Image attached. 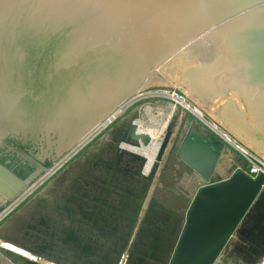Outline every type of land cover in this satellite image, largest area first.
<instances>
[{"label": "water", "instance_id": "obj_1", "mask_svg": "<svg viewBox=\"0 0 264 264\" xmlns=\"http://www.w3.org/2000/svg\"><path fill=\"white\" fill-rule=\"evenodd\" d=\"M151 88L186 98L264 162V0H0V142L29 133L51 150H38L35 158L45 160L36 164L22 146L3 143L0 208ZM140 118V108L133 109L103 139L122 136L120 155L139 166L147 191L173 153L200 178L168 264H236L224 263L225 252L247 215L264 207V174L235 172L210 183L223 145L196 132L191 119L183 133L175 115L149 168L133 136ZM91 242V257H102L108 241ZM3 254L14 255L0 247ZM33 257L10 260L43 264Z\"/></svg>", "mask_w": 264, "mask_h": 264}, {"label": "flooded vegetation", "instance_id": "obj_2", "mask_svg": "<svg viewBox=\"0 0 264 264\" xmlns=\"http://www.w3.org/2000/svg\"><path fill=\"white\" fill-rule=\"evenodd\" d=\"M108 129L88 140L74 154L67 168L44 188H32L24 195L26 199L19 205L27 213L14 224L11 241L33 252L32 256L58 263L75 256L81 258L75 260V264H120L124 258L127 263L144 249L157 255L163 253L162 242L146 247L139 240L135 241L138 238L144 240L139 231L148 221L146 213L148 215L151 210L153 194L147 191L139 166L122 159L120 151L123 148L118 146L122 136L117 137V142L106 144L103 138ZM26 136L23 140L20 133L8 134L0 142V149H4L2 146L7 140L12 141L22 146L36 164L42 163L44 157L35 158V154L39 150L42 156L49 155L51 150L47 149V142L33 141L29 133ZM17 188L13 189L16 191ZM91 227L102 231L101 237L98 233H87ZM103 238L108 241L100 252L103 258L91 257L96 246H89L88 241L97 243ZM260 255H263L262 263L264 207L247 215L226 249L224 263L233 259L236 264L239 261L250 264Z\"/></svg>", "mask_w": 264, "mask_h": 264}, {"label": "rangeland", "instance_id": "obj_3", "mask_svg": "<svg viewBox=\"0 0 264 264\" xmlns=\"http://www.w3.org/2000/svg\"><path fill=\"white\" fill-rule=\"evenodd\" d=\"M161 91L162 92L166 91V92H170V93L174 92L173 90H169V89L151 88V89H147L146 93L147 94L148 93H150V94L161 93ZM174 93L177 94L179 97H182L178 93H176V92H174ZM182 98H184V97H182ZM150 100L152 101V103ZM169 102L170 101H168L166 99L164 101L163 99H159V98H148V99H145V100L139 102L137 105H139V104L140 105L151 104L152 108L166 109L165 107H163V104L169 103ZM189 104L192 108L198 109L191 102H189ZM127 106H128V104H127ZM131 107L132 106L126 107V109L123 112V115L118 119V121L125 118L133 109H135L134 106L132 108ZM135 107H136V105H135ZM198 110L202 111L203 118L208 124L212 125L213 127L216 126L221 133H223V134L225 133V134L229 135L236 147L240 148L241 150L246 152V154L250 155L254 159H256V160L258 159V161H262L255 154H253L250 150H248L244 145H242L239 141H237L234 137H232L228 132H226L223 128H221L218 124H216L212 119H210L202 109H198ZM180 115H181V117H180ZM175 116H176V118L178 116L180 118H190V119L195 120L194 118L190 117L188 114L184 113L183 110H181V109H179L177 111V115H175ZM117 122H115V123H117ZM151 124L153 125V127H150L148 130H145V133H149L151 131H152V133H154V132H156L155 129H162L163 128L161 123H160V125H158L157 123H151ZM101 125H100L101 127L99 126L100 129H102L104 127L105 123H101ZM107 128H105L104 130H107ZM95 130H97V129H95ZM94 132H96V131H94ZM152 133H151V135H152ZM212 135L214 137H216L219 141L223 142V140L219 136H217L216 133H212ZM143 136H145V135L142 134L139 136V138H143ZM137 137L138 136H136V139H138ZM87 139H86V142L88 140L92 139V137H90L88 140ZM223 143H224V146L226 148V151H227L229 157L225 156V158L222 160L223 162L221 163V168H223V169L221 170V172L223 174L225 172V176L227 178H229L235 172L246 173L248 171V168L250 167L249 162L244 157L241 156V154L239 153V150H234L233 148H231V146L229 144H225V142H223ZM79 144L80 143H78L76 146H79ZM82 145H84L83 142L80 144V147H78V150L82 147ZM74 148H72V149H74ZM72 149L71 150L68 149L58 159H56L50 166H48L43 172H41L36 178H34L29 184H27L25 186L24 190L22 191V193L18 194L16 197H14L12 199V201H9V203L7 204L8 207L5 206L4 209L8 208V210H9L12 207H13L12 208L13 210H15L16 208L19 209V207H21L19 205V203H20V201L26 199L23 197H24V195H27L26 194L27 192L29 193L32 188H37V189L38 188H44L47 185V183H50V181H52L53 179H55V177H57L60 173H62L67 168L69 161L74 157V154H76V153H74L72 155V157L69 158L68 161H66L64 164L62 163L63 165L61 164V166H60L59 163L63 160V158L66 155H68L69 152L72 151ZM153 149H154L153 146L152 147H150V146L145 147V149L143 151L144 156L148 157V155L152 153ZM179 162H180V160L176 157V154L173 153L170 156L169 162L166 164L165 169H163V166H162L161 171L159 172V175H158L156 187H154L155 189L153 188V198L151 199L152 207H150L151 210L149 209L150 211L148 212V215L146 213V216L148 217V221L142 225L141 230L139 231V235L143 234L144 240L142 239V241L145 244H147L149 247H152L151 244H148L149 241L153 244L155 242H158V243L162 242V246H163V253L162 254H163V257H165L164 262L162 260L163 264L169 263V261L172 257V254L174 252L177 240L180 237L181 232L183 230L186 211L188 209L189 203H187L181 197H187V198L189 197L190 199H192L195 196L196 191L198 190V189L195 190V186H194V184L199 182L198 175L196 173H194L189 167H187L186 165H183L184 163L181 164ZM225 162L228 164L226 167V170L224 168ZM152 163H155V159H153V162H151V164ZM211 181H212V179H211ZM217 182H219V181H217ZM214 183H216V182H214ZM160 187H164L166 190H164V191L160 190ZM178 195H180V196H178ZM17 199H19V200H17ZM13 203L15 205L11 207V204H13ZM12 211H10V212L6 211V212H8L7 215L3 214V212H2L0 214V216L3 214L0 217V222H2ZM140 239L138 238L135 241H138ZM5 244L10 245V243H6V242H5ZM0 246L6 247L7 249H12V250L14 249V248H10L8 246H3V244L1 242H0ZM14 252L17 255H23L22 253H17V251H14ZM23 257L29 258L30 256L24 255ZM138 258H140V257H138ZM30 259H35V258L30 257ZM125 263H126V258H124L122 260L121 264H125ZM263 263H264V260L261 264H263ZM48 264H50V263H48ZM127 264H132L130 262V259H128Z\"/></svg>", "mask_w": 264, "mask_h": 264}, {"label": "bare ground", "instance_id": "obj_4", "mask_svg": "<svg viewBox=\"0 0 264 264\" xmlns=\"http://www.w3.org/2000/svg\"><path fill=\"white\" fill-rule=\"evenodd\" d=\"M148 98H159V99H163L165 101L168 100L170 101L169 103H164L163 107H165L166 109L163 108H152L151 104H142V105H137L139 102L148 99ZM151 101V100H150ZM146 103V102H145ZM152 103V101H151ZM136 105V107H135ZM130 106H134V108H140V113H141V118L140 120L137 122V124L134 127L133 130V136L136 138V136H138V140L141 144V149L138 151L140 154L144 155L143 151L145 149V147L150 146V147H154V149L152 150V153L148 155L147 159H149V168H150V164L151 162H153V159L156 158V154H157V150L158 147L163 139V135L165 133L166 127L169 124V121L171 119V117L177 113V111L179 109L183 110L184 113L188 114L190 117L194 118L195 121L198 123V125H200L201 127H203L204 129L208 130L211 133H215L218 132V128L216 126H212L210 124H208L204 118H203V114L201 110H198L196 108H192L189 104V101H187L184 98H178L175 94L172 93H167L165 91H161V93H138L136 95L135 98H133L132 101H130V103H128L127 107ZM131 107V108H132ZM123 115V111L122 108L116 110L114 113H112L110 116H108L105 121H103L102 123H105L104 127L101 130H95L98 129L99 126L101 125V123L99 122L98 125L96 126V128L91 132V134H87L82 140H79L78 143H82L85 144L86 139L92 137L94 138L97 134L101 133L105 128H109L111 127L113 124H115V122L118 121V119ZM181 116V115H180ZM180 119V117H179ZM178 119V120H179ZM160 121V122H159ZM151 123H157L158 125H160V123L162 124L163 128L162 129H155L156 132L152 133H145V130H148L150 127H153V125ZM107 128V129H108ZM152 129V128H151ZM96 131V132H94ZM203 131L202 129L200 130V132ZM199 132V131H198ZM152 133V135H151ZM144 134L145 136H143V138H139L140 135ZM87 137V138H86ZM97 137V136H96ZM87 139V140H88ZM223 140L224 142L226 141L227 143L231 142V137L227 134L223 135ZM85 141V142H84ZM225 142V143H226ZM77 143V144H78ZM226 143V144H227ZM79 144V145H80ZM83 146V145H82ZM74 147V146H73ZM71 147V148H73ZM70 148V149H71ZM127 149V148H126ZM241 151V150H240ZM230 162V161H229ZM230 166V165H229ZM57 169V168H56ZM55 169V170H56ZM229 169V168H228ZM54 171V170H53ZM57 173V172H56ZM48 174V173H47ZM49 175V174H48ZM226 178V177H225ZM227 179V178H226ZM28 193V192H27ZM19 200V199H17ZM16 202V201H15ZM14 202V203H15ZM15 205V204H14ZM13 205V206H14ZM13 208V207H12ZM6 210V209H5ZM3 215V214H2ZM1 215V216H2ZM0 216V217H1ZM1 242V241H0ZM3 244V246H8L10 248H14L12 249H7L6 247H2L0 246L4 251H7L9 253H12L14 255L15 254L14 251H17V253H22L23 255H19V256H31L28 252L10 244H5V242H1ZM29 257V258H30ZM25 258V257H24ZM53 264V263H51ZM127 264V263H126Z\"/></svg>", "mask_w": 264, "mask_h": 264}, {"label": "crops", "instance_id": "obj_5", "mask_svg": "<svg viewBox=\"0 0 264 264\" xmlns=\"http://www.w3.org/2000/svg\"><path fill=\"white\" fill-rule=\"evenodd\" d=\"M174 115H177V113H175ZM178 119H179V117L177 116V126L181 125L180 123H182L183 133H185L188 130V127L185 125V122L188 121V119H190V118H180L179 120ZM191 121L193 123V127H194V129H195L196 132H198V131L200 132V130L202 129L203 131H201V132H204V133L212 136L214 139H216L219 143H221L223 145L222 157L218 161L217 168L213 172V174H212V176L210 178V183H214V182H217V181L225 180L227 177L225 176V172H224V174L221 172V170L223 169V168H221V163L223 162L222 160L225 158V156L226 157H229V156H228V153H227L226 148L224 146V143L221 142V141H219L216 137H214L211 132H209L208 130L204 129L200 125H198V123L195 120L191 119ZM179 163L183 164L181 161ZM183 165H185V164H183ZM227 165L228 164L225 162V167H224L225 170H226ZM165 167H166V165L163 167V169H165ZM158 175H159V173H158ZM198 179H199V182L196 183V184H194L195 190L198 189V185L200 183L199 176H198ZM211 179H212V181H211ZM160 190H163L164 191L166 189L164 187H160ZM150 193H151L150 195L153 194V189L150 191ZM178 196H180V195H178ZM181 198L183 200H185L187 203H189V206H190V203H191V201H192L193 198L192 199H190L189 197L188 198L187 197H181ZM147 201H149V200H147ZM8 203H9V201L7 203H5L0 208V214L2 212H3V214H5L6 211H9L10 212V211L13 210L12 208H10L9 210H8V208H6V210L4 209V207L7 206ZM13 204H11V206ZM189 206H188V208H189ZM7 213L5 215H7ZM26 213H27V210L24 209V207L22 208V206H21V207H19V209L16 208L15 210H13L2 222H0V241L1 242H6V243L13 244L14 246H16L18 248L21 247L18 244H16L13 241H11V237L12 236L10 235V233H11V230H12L14 224L16 223L17 219H21L23 216H25ZM139 241L142 244H144L146 247L148 246L147 244H145L142 241V239H140ZM148 244H151V246H152L153 243H151L149 241ZM9 256H10L11 259H15L17 261V258H14L17 255H13V256L12 255H9ZM138 257H140V258H138ZM10 258H8L6 255L3 254V256L0 259V264H14L13 261L10 260ZM162 260H163V262L165 260V257H163V254L160 253V254L157 255L156 253L150 252V250L144 249V250H141V251H138L137 253H135V255L130 260V262L132 264H163ZM48 263H50V264L51 263H53V264H75V259H70V260H68V261H66L64 263L63 262L62 263H58V262H54V261H51V260L43 259V264H48Z\"/></svg>", "mask_w": 264, "mask_h": 264}, {"label": "built area", "instance_id": "obj_6", "mask_svg": "<svg viewBox=\"0 0 264 264\" xmlns=\"http://www.w3.org/2000/svg\"><path fill=\"white\" fill-rule=\"evenodd\" d=\"M166 92V91H165ZM167 93H170V92H167ZM172 94H175L174 92H171ZM178 98H182V97H179L177 94H175ZM185 99V98H184ZM128 103H130V102H128ZM127 103V104H128ZM127 104L122 108V111L124 112V110L126 109V107H127ZM103 125V124H102ZM101 125V126H102ZM100 126V127H101ZM100 127L97 129V130H101L100 129ZM96 130V131H97ZM218 130V129H217ZM216 134H217V136H219L222 140H223V135H225V133L223 134V133H221L219 130H218V132H215ZM223 142H224V140H223ZM226 142V141H225ZM227 143V142H226ZM225 143V144H226ZM227 144H229L230 146H231V148H233L234 150H239V153L241 154V156L242 157H244L248 162H249V164H250V167L248 168V171L246 172V173H244V174H246L248 177H250V178H252V179H255L256 177H258L260 174H264V162H262V161H258V159L256 160V159H254L253 157H251L250 155H248V154H246V152H244L243 150H241L240 148H238V147H236L235 146V144L233 143V141H231V142H229V143H227ZM78 147H80V145L79 146H76L74 149H72V151L71 152H69L68 153V155H66L64 158H63V160L59 163V165L61 166V164L63 163H65L66 161H68V159L69 158H71L72 157V155L74 154V153H76L77 151H78ZM241 150V151H240ZM62 164V165H63ZM14 205V204H13ZM12 205V206H13ZM11 206V207H12ZM7 213V212H6ZM5 213V214H6ZM122 262V261H121ZM121 262H120V264H121Z\"/></svg>", "mask_w": 264, "mask_h": 264}]
</instances>
